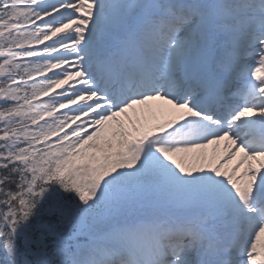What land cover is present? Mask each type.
Masks as SVG:
<instances>
[{
	"label": "snow or ice",
	"instance_id": "snow-or-ice-1",
	"mask_svg": "<svg viewBox=\"0 0 264 264\" xmlns=\"http://www.w3.org/2000/svg\"><path fill=\"white\" fill-rule=\"evenodd\" d=\"M0 264H264V0H0Z\"/></svg>",
	"mask_w": 264,
	"mask_h": 264
},
{
	"label": "bare ground",
	"instance_id": "bare-ground-1",
	"mask_svg": "<svg viewBox=\"0 0 264 264\" xmlns=\"http://www.w3.org/2000/svg\"><path fill=\"white\" fill-rule=\"evenodd\" d=\"M158 107L160 106L159 104L155 103ZM153 105V104H152ZM155 106V105H154ZM145 107L144 106L142 109H140V114H141V118H142V122H145V124L148 125H154L156 123H163L166 119L170 118V114L165 113L163 111H160L159 113H157L156 115L154 114H147L145 111ZM156 107V106H155ZM158 107H156V109H158ZM215 146H210L208 149H205L204 152L207 155V157L209 159H216V158H220L223 154V146L221 145L219 148H217L215 151H213V148Z\"/></svg>",
	"mask_w": 264,
	"mask_h": 264
},
{
	"label": "rangeland",
	"instance_id": "rangeland-1",
	"mask_svg": "<svg viewBox=\"0 0 264 264\" xmlns=\"http://www.w3.org/2000/svg\"><path fill=\"white\" fill-rule=\"evenodd\" d=\"M145 111H146V113L148 114L149 113V115L150 114H154V115H156L157 113H159V111H162L161 110V107H159V109H156V107L154 106V104L153 105H149V106H146L145 107ZM143 121V120H142ZM142 123H146V121L145 122H142Z\"/></svg>",
	"mask_w": 264,
	"mask_h": 264
}]
</instances>
